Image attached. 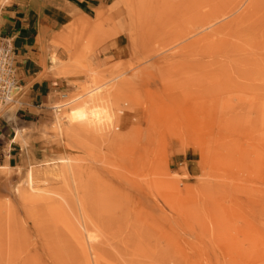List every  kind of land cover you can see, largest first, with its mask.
<instances>
[{
  "label": "rangeland",
  "instance_id": "1",
  "mask_svg": "<svg viewBox=\"0 0 264 264\" xmlns=\"http://www.w3.org/2000/svg\"><path fill=\"white\" fill-rule=\"evenodd\" d=\"M53 44L57 108L0 116V264H264V0H105Z\"/></svg>",
  "mask_w": 264,
  "mask_h": 264
},
{
  "label": "crops",
  "instance_id": "2",
  "mask_svg": "<svg viewBox=\"0 0 264 264\" xmlns=\"http://www.w3.org/2000/svg\"><path fill=\"white\" fill-rule=\"evenodd\" d=\"M105 0H0V35L14 46L16 76L23 96L16 113L44 116L50 113L65 80L53 69L50 56L59 33L79 17L89 16ZM53 111V110H52ZM12 128V127H11ZM4 136V133L1 132Z\"/></svg>",
  "mask_w": 264,
  "mask_h": 264
},
{
  "label": "built area",
  "instance_id": "3",
  "mask_svg": "<svg viewBox=\"0 0 264 264\" xmlns=\"http://www.w3.org/2000/svg\"><path fill=\"white\" fill-rule=\"evenodd\" d=\"M22 96L23 88L16 76L12 40L0 35V116L20 105Z\"/></svg>",
  "mask_w": 264,
  "mask_h": 264
},
{
  "label": "bare ground",
  "instance_id": "4",
  "mask_svg": "<svg viewBox=\"0 0 264 264\" xmlns=\"http://www.w3.org/2000/svg\"><path fill=\"white\" fill-rule=\"evenodd\" d=\"M137 1V0H136ZM233 1V0H232ZM235 1V0H234ZM218 2V1H217ZM247 2V1H246ZM213 3V2H212ZM223 3H224V1H223ZM138 4V3H137ZM214 4V3H213ZM228 4V3H227ZM219 5V4H218ZM221 5V4H220ZM219 5V6H220ZM223 5V4H222ZM221 5V6H222ZM231 5V4H230ZM250 5H252V3L250 4ZM249 5V6H250ZM254 5V4H253ZM258 5V4H257ZM136 6V5H135ZM134 7V6H133ZM132 7V8H133ZM225 7V6H224ZM227 7V6H226ZM234 7V6H233ZM214 8V7H213ZM212 8V9H213ZM219 8V7H218ZM234 9V8H233ZM133 10V9H132ZM216 10V9H215ZM225 10V9H224ZM135 12V11H134ZM216 12V11H215ZM255 12V11H254ZM213 13V12H212ZM209 14H211V13H209ZM230 15V14H229ZM249 15V14H248ZM243 16V15H242ZM256 16V15H255ZM261 17V16H260ZM244 18V17H243ZM258 18V17H257ZM261 19H262V17H261ZM243 20V19H242ZM248 20V19H247ZM232 22H234V21H232ZM257 22V21H256ZM243 23V22H242ZM259 24V23H258ZM254 25V24H253ZM260 25V24H259ZM251 26H252V24H251ZM254 27V26H253ZM257 27H258V25H257ZM262 28V27H261ZM253 29H256V28H253ZM260 29V28H259ZM104 110V109H103ZM101 113H102V111L101 110H98V109H93V110H91V111H88L84 106H80V107H77V108H74V109H72L71 110V117L73 118V121H75L74 119H76V120H79V121H82V122H80V123H84V122H86L87 120H88V116H93V118L94 117H96V118H98L99 120H101L100 118H103V117H108V116H100L101 115ZM105 112H103V114H104ZM69 116V115H68ZM70 118V117H69ZM78 122V121H77ZM97 217V216H96ZM97 226V225H96ZM95 226V227H96ZM91 237V236H90ZM89 237V239H93V238H90ZM92 237H94V235H92ZM85 243V242H84ZM79 244H80V242H79ZM83 244V243H82ZM81 246V245H80ZM83 253H85V252H83ZM96 254H97V252H95ZM96 256V255H95ZM97 258V257H96ZM96 260V259H95Z\"/></svg>",
  "mask_w": 264,
  "mask_h": 264
}]
</instances>
